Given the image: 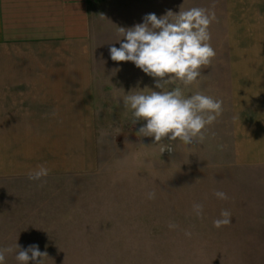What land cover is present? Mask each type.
I'll return each mask as SVG.
<instances>
[{"label": "rangeland", "instance_id": "374dc122", "mask_svg": "<svg viewBox=\"0 0 264 264\" xmlns=\"http://www.w3.org/2000/svg\"><path fill=\"white\" fill-rule=\"evenodd\" d=\"M181 5L216 14V57L201 88L223 100L224 112L215 136L160 156L154 138L136 135L146 122L130 124L122 106L124 93L158 90L154 78L112 61L109 48L120 46L118 27ZM89 13L92 137L79 146L49 139L69 143L47 148L37 139L31 150L51 152L29 154L0 139V248L37 244L44 264H264V0H89ZM41 164L51 169L46 182L29 180ZM221 210L231 223L217 229ZM5 264H18L14 253Z\"/></svg>", "mask_w": 264, "mask_h": 264}, {"label": "crops", "instance_id": "0c3cea01", "mask_svg": "<svg viewBox=\"0 0 264 264\" xmlns=\"http://www.w3.org/2000/svg\"><path fill=\"white\" fill-rule=\"evenodd\" d=\"M90 40L89 0H0L2 145L31 150L37 139L47 148L69 143L49 139L74 146L92 137Z\"/></svg>", "mask_w": 264, "mask_h": 264}, {"label": "clouds", "instance_id": "9594fccd", "mask_svg": "<svg viewBox=\"0 0 264 264\" xmlns=\"http://www.w3.org/2000/svg\"><path fill=\"white\" fill-rule=\"evenodd\" d=\"M216 19L210 8L184 9L183 5L178 13L168 10L160 17L149 13L143 17L142 23L130 28L118 27L120 46L109 48L112 61L132 62L154 78L158 90L148 87L133 89L124 93L122 106L129 113L130 124L146 122L136 135L154 138L152 145H159L160 156L165 151L176 152L174 144L177 142L191 152L209 135L215 136L211 129L224 112L223 100L206 94L201 85L205 77L203 70L209 68L216 57L210 31ZM233 119H239V116ZM50 172L49 167L41 164L30 170L27 176L32 181L46 182ZM213 194L221 200L229 199L223 191H214ZM155 195V192L148 193V199H155ZM193 211L202 218L203 205L194 204ZM230 223L231 212L221 210L213 226L219 229ZM169 227L175 228L176 225L170 224ZM13 253L18 264H29L30 261L44 264V258H48L47 252H41L37 244L25 249L16 243L14 247L0 248V264H5L7 255Z\"/></svg>", "mask_w": 264, "mask_h": 264}]
</instances>
